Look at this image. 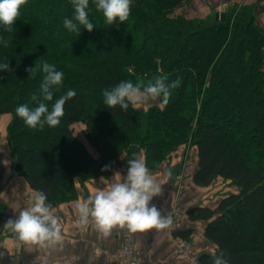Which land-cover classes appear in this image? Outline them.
I'll return each instance as SVG.
<instances>
[{"label":"trees","instance_id":"obj_1","mask_svg":"<svg viewBox=\"0 0 264 264\" xmlns=\"http://www.w3.org/2000/svg\"><path fill=\"white\" fill-rule=\"evenodd\" d=\"M160 1L167 0H132L128 21L106 26L90 0L89 20L95 27L89 32L81 26L80 35L62 23L73 15L71 0H27L11 33L0 25V40L13 38L20 28L25 34L18 57L26 54L28 38L31 50L51 46L59 60H81L80 65L68 61L80 70H72L60 86L69 88L54 92L53 101L47 102L51 110L61 95L76 92L56 128L45 124L42 131L30 129L15 112L25 101L0 93V114H13L9 138L14 168L24 166L31 187L43 192L53 208L77 196L74 175L109 171L120 151L128 161L144 147L146 167L154 170L178 145L195 144V183L207 186L221 176L238 187L223 194L214 208L197 204L188 209L191 219L207 220L204 236L215 244L213 252L199 254V263L212 264L213 253L223 252L229 264H264V27L256 23L253 4L229 7L222 20L215 14L173 17L169 14L175 5L164 7ZM19 19L40 29L41 39L34 28L18 24ZM62 44L67 47L60 48ZM5 48L0 43V63ZM38 56L27 60L35 66ZM161 74L168 76V83L181 80L166 106L143 110L130 105L124 112L105 105V89L126 80L147 83ZM3 76L0 70V87ZM43 76L41 68L35 78H24L22 87L39 89ZM88 100L100 110L90 109ZM26 104L36 106L34 101ZM77 121L88 124V136L100 148L98 159L76 137L71 124ZM184 231L178 235L185 236Z\"/></svg>","mask_w":264,"mask_h":264},{"label":"clouds","instance_id":"obj_2","mask_svg":"<svg viewBox=\"0 0 264 264\" xmlns=\"http://www.w3.org/2000/svg\"><path fill=\"white\" fill-rule=\"evenodd\" d=\"M27 0H0V25L5 32L11 33L13 25L20 16V9ZM74 9L71 18L63 19L64 28L70 33L80 35L82 26L89 32L94 24L89 20L90 0H71ZM96 11L102 13L106 26H112L119 21L125 23L131 14L132 0H93ZM8 47L6 40H0ZM46 74L40 86L39 95H33L36 102L34 108L27 104L16 107V115L30 129L43 130L45 124L56 128L65 115V104L76 96L74 90H68L51 106L54 92L60 90L63 83V73L53 65L37 62L34 68L26 69L30 74L41 69ZM0 70L14 71L9 63H0ZM168 76L156 75L145 83L143 80L134 83L131 80L121 81L110 90L103 91L104 103L107 108L116 109L119 106L124 112L140 105L160 101V106H166L171 98L172 90L180 87L181 80L168 83ZM128 168L122 182L112 184L106 190H101L89 196L86 201L78 202L76 210L79 216L78 224L87 228L91 225L102 238H109L114 230H126L130 234L145 232L150 229L163 230L172 224L171 216H163L161 211L152 204L154 197L162 194L161 186L154 180L142 157L127 161ZM107 170V169H104ZM114 176L120 177L119 171ZM47 196L37 192L31 197L30 206L20 211L15 219H8L3 227L13 232L19 245L38 247L41 249L55 248L63 241L62 225L54 214L52 205L47 203ZM212 264H229L225 253H213Z\"/></svg>","mask_w":264,"mask_h":264},{"label":"crops","instance_id":"obj_3","mask_svg":"<svg viewBox=\"0 0 264 264\" xmlns=\"http://www.w3.org/2000/svg\"><path fill=\"white\" fill-rule=\"evenodd\" d=\"M233 2L253 4L256 10V23L264 27V0H233ZM184 3L174 15L206 18L212 12L222 10L220 0H186ZM153 105L160 106V101L151 102L150 107ZM136 108L147 110L143 105ZM12 119V113L0 114V264H117V252L123 230H114L113 235L105 239L99 236L91 225L87 228L81 227L78 224L76 205L78 202L86 201L94 193L123 181L128 168L127 153L119 154L109 171L100 170L94 175L88 174L89 176L84 177L79 174L73 176L77 196L53 207L54 214L62 225L63 241L60 245L47 249L19 245L15 234L3 225L8 219H15L20 211L29 207L31 197L38 191L31 187L25 175L15 171V156L9 138ZM75 124L76 122L71 124V127L76 137L84 143L89 154L94 159H98L100 151L86 135L79 136L75 132ZM140 157L146 164L144 151L137 152L136 158ZM198 165L197 145L180 144L160 162L155 170H149L162 189V194L154 197L151 203L161 211L162 215L177 208L183 213V220L194 222L187 214L190 207L200 204L214 208L217 205L223 194L209 196L207 188L210 185L202 186L194 181ZM117 171L121 173L120 177L114 176ZM203 221L202 231L207 223V220ZM133 235L136 249L141 253H147L148 256L150 254L147 259L148 264H184V257L171 255L172 245L169 239L167 240L168 234L164 229H150ZM160 241H164L163 244ZM210 243L212 248L207 251L213 252L215 244ZM155 252L166 257L167 260L160 263L154 257Z\"/></svg>","mask_w":264,"mask_h":264},{"label":"rangeland","instance_id":"obj_4","mask_svg":"<svg viewBox=\"0 0 264 264\" xmlns=\"http://www.w3.org/2000/svg\"><path fill=\"white\" fill-rule=\"evenodd\" d=\"M185 1L186 0H181L178 4H177V0H170V1L167 0V1H164V2L160 1V3L164 7H166V6L172 7V6L175 5L173 10L169 14L170 16L175 17L178 14L174 15V12L175 11H179L181 5L185 4L184 3ZM241 4H244V3H241ZM241 4L237 3V2H233V0H220L221 9L222 10L225 9L226 11H227V9H229V7L232 8L235 5H241ZM31 8L34 9L35 7L31 6ZM25 11L29 12L30 10H25ZM214 14L215 13L212 12L209 15V18L211 16H213ZM206 18H208V17H206ZM18 24L24 25L27 28L29 27V29L30 28L31 29L34 28V26H32L29 22H27V21H25L23 19H19ZM33 31L35 32L36 36H38V38L41 39V37H42L41 36L42 35L41 30L37 29V28H34ZM15 33L16 34L13 36V38H8L7 39L8 47L5 48L2 51L4 63H9L10 69L14 70V71H4L3 83H2V86L0 87V93H1V95L3 97H9V96H12V95L15 94L16 97L20 98V101L21 100L25 101L24 103L26 104V101H27V103L32 101V99L29 96L31 93H39L40 88L39 89H37V88L36 89H31V86L26 87V88L22 87V85H23L22 80H24V78L27 79V80L28 79H32V77H34L37 74V72H38V70H37L33 74H30L29 71H26V69L35 67V66H32V63L29 60H27V59H31L29 57L33 58L37 54H39L37 64L38 65H42L43 62L45 63V61H46V63H48L50 65H53L57 71H60V72L63 73V81H65L64 79H66V80L68 79L67 75L70 72H72V70L73 71H75V70L79 71L80 70V68L78 66H76L77 64L80 65V63H81L80 59L73 58L74 60H69V59L59 60V58H58L59 54L57 52V49L55 47H51V46H49V47L47 46V48H43L41 46H37L35 48V50H31L30 48L32 46V43H28L27 42V41H29L28 38H27V41H26V43H27V48L26 49L27 50L24 51L26 54H24L22 57H18V54H17L16 50H17L18 47H20V44L22 42L21 40L23 39L25 34H23V31L21 30V28L18 29ZM66 47H67V44H62L60 48H64L65 49ZM25 55H27V56H25ZM68 61H72V62L76 63V65L71 64ZM233 70H234V67H233ZM44 77L45 76H43V78ZM18 80H21L20 83H17ZM68 88H69L68 86H62L60 89H68ZM22 91H25V93H22ZM150 105H151V102L146 104V105H143V106L144 107L146 106L147 110H148V108H150ZM88 107L90 109H97V111L100 110V108L98 106H96L92 102V100H88ZM30 108H32V107H30ZM86 109H87V105H86ZM242 119L244 120L245 118L243 117ZM142 125L143 126L145 125L144 119H143ZM75 132L77 134H79V136L86 135L89 138V136H88V124L85 121H77L76 124H75ZM130 135L133 136V131L132 130L130 131ZM89 140L93 143V141L90 138H89ZM93 145L96 146L98 148V150L100 151L99 146L95 145V143H93ZM139 151L140 152L144 151L145 154H146V149L144 147H141L139 149ZM124 152L120 151V153H124ZM77 154H78L77 156L79 157L80 153L78 152ZM15 162H16V158L14 157V166H15ZM17 169H19V170H15V171L18 174H23L24 175V166L22 164H19ZM94 174H91V175H94ZM82 176L84 177L86 175H82ZM87 176H89V175L87 174ZM207 189H208V193L207 194L209 196L210 195L217 196V195H220V194H224V193L230 192L232 190H237L238 187L232 180H227V179L223 180L221 177H217L216 180H214V182H212L210 184V186H208ZM183 218H184V215L182 213L181 222H182V225H183V229H185V231H184L185 236L177 235L178 233L171 234L167 229H164V231L168 234L167 235V240L169 239L168 241L172 245L171 255L173 257H184L183 258V263L184 264H193L192 262L195 259L198 260V256H199V254L201 252L210 250L212 248L211 247V243L204 236V232H203L204 229L202 231V226H203V222H204L203 220H206V219L203 218V217H199L197 219H191L189 217V219L193 220L194 222H190L188 219H187V221H188L187 222L186 220H183ZM178 236H180L183 239L188 240L189 242H191L193 244L194 249H193V252L190 255L175 254L174 247H175V244H176ZM163 242L164 241H160L161 244H163ZM143 253L146 255V257L148 259L150 254L148 256L147 253H145V252H143ZM154 257L160 263L164 262V260L165 261L167 260L166 257H162V256L158 255L157 252L154 253Z\"/></svg>","mask_w":264,"mask_h":264},{"label":"built area","instance_id":"obj_5","mask_svg":"<svg viewBox=\"0 0 264 264\" xmlns=\"http://www.w3.org/2000/svg\"><path fill=\"white\" fill-rule=\"evenodd\" d=\"M163 216H171L172 224L169 228H166L171 234L178 233V231L183 229L181 222L182 213L177 208L167 211ZM193 249L194 247L191 242L180 236L177 237L174 247L175 254L190 255ZM192 263L200 264L196 259ZM117 264H148L146 255L135 247V236L126 230H123L121 233V243L117 252Z\"/></svg>","mask_w":264,"mask_h":264},{"label":"water","instance_id":"obj_6","mask_svg":"<svg viewBox=\"0 0 264 264\" xmlns=\"http://www.w3.org/2000/svg\"><path fill=\"white\" fill-rule=\"evenodd\" d=\"M226 15H227V12L224 9V10H221V11L216 12L215 13V18L216 19H222V20H224L226 18Z\"/></svg>","mask_w":264,"mask_h":264}]
</instances>
